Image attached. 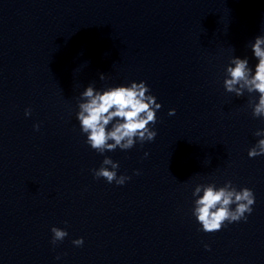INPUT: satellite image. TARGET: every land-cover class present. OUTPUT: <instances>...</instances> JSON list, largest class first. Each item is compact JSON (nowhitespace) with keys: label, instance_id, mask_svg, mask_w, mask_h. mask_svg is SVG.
I'll return each mask as SVG.
<instances>
[{"label":"clouds","instance_id":"1","mask_svg":"<svg viewBox=\"0 0 264 264\" xmlns=\"http://www.w3.org/2000/svg\"><path fill=\"white\" fill-rule=\"evenodd\" d=\"M251 51L258 61L255 68L249 65L247 57L231 58L225 69L223 86L226 92L234 93L236 97L243 96L245 91L250 95L258 93V100L255 97L252 102V116L264 118V35L255 37ZM99 78L104 80L105 74L101 73ZM77 106L76 119L82 134L87 137L85 142L101 155L117 148L122 151L130 150L137 142H151L157 135L153 126L157 122V111L162 105L150 94L145 81L108 86L102 90L89 84L80 93ZM30 114L31 110L26 109L25 115ZM174 114L175 109H170L169 115ZM34 127L39 129L38 124ZM254 135L264 137V129L257 130ZM261 155H264V138L259 139L248 151L249 158ZM119 167V162L105 156L99 169H93L92 172L97 179L103 178L109 184L115 182L123 185L130 177L118 176ZM192 195L195 197L192 215L201 226L199 230L205 233L218 232L227 224L246 221L255 204L252 189L243 187L237 190L230 180L219 187L215 183L196 184ZM50 231L53 234V245L68 236L66 230L55 226ZM72 243L79 247L84 241L81 237ZM205 248L209 249V246L205 245Z\"/></svg>","mask_w":264,"mask_h":264}]
</instances>
